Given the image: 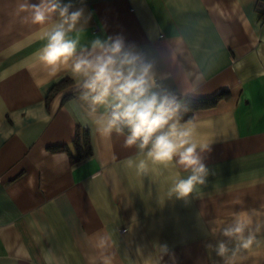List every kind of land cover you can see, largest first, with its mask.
Instances as JSON below:
<instances>
[{
    "label": "crops",
    "instance_id": "obj_1",
    "mask_svg": "<svg viewBox=\"0 0 264 264\" xmlns=\"http://www.w3.org/2000/svg\"><path fill=\"white\" fill-rule=\"evenodd\" d=\"M21 2L0 0V264H46L49 250L54 264H157L163 245L160 264H224L206 245L227 240L210 229L234 213L256 239L233 264H264V0H72L92 14L80 45L123 37L154 59L180 108L217 97L181 121L209 145V175L186 199L168 191L188 172L173 161L138 174L128 134H104L106 110L67 96L79 77L39 60L50 23L33 25ZM85 131L90 154L72 162Z\"/></svg>",
    "mask_w": 264,
    "mask_h": 264
},
{
    "label": "clouds",
    "instance_id": "obj_2",
    "mask_svg": "<svg viewBox=\"0 0 264 264\" xmlns=\"http://www.w3.org/2000/svg\"><path fill=\"white\" fill-rule=\"evenodd\" d=\"M80 4L83 5L84 0H80ZM19 10L30 15L33 25L50 23L43 33L46 43L39 50L38 58L51 67L53 74L68 66L74 78L79 77L76 87L80 99L89 105L92 113L99 108L106 110L103 122L97 120L102 124L100 130L106 135L123 134L128 130L124 146L139 149L135 159H127L129 167L134 166L138 174H147L149 163L167 166L174 161L181 166L189 174L173 181L169 198L186 199L195 192L197 185L205 184L209 170L201 154L209 145L198 144L192 139V129L181 122L180 105L158 82L155 61L148 53L138 51L134 45H126L119 35L106 39L96 37L90 47L80 45V35L92 14L85 17L84 7H75L72 0L67 3L63 0H37L36 3L22 0ZM244 215L247 213H234L231 224L210 229L212 236L219 234L227 238L216 245H206L223 258L224 264H233L236 252L249 249L256 239L249 224L241 220ZM229 243L233 247H229ZM104 244L105 238L100 237L98 246ZM159 249L157 264H160L161 254L167 253V246ZM44 259L46 264H54L55 257L50 250L44 253ZM104 264L110 261L105 259Z\"/></svg>",
    "mask_w": 264,
    "mask_h": 264
},
{
    "label": "trees",
    "instance_id": "obj_3",
    "mask_svg": "<svg viewBox=\"0 0 264 264\" xmlns=\"http://www.w3.org/2000/svg\"><path fill=\"white\" fill-rule=\"evenodd\" d=\"M70 80H64L58 85L55 86V91L62 89L65 85H68ZM80 93L79 90H75L71 93H69L67 96H73L75 94ZM217 100V97L211 98V99H197V98H186L184 100V105L180 108V116L184 120H189L192 118L193 113L195 110L204 108V107H210L215 104ZM128 134V130L125 129V131ZM73 145L77 151V156L75 158H72V162L79 161L83 159L84 157L88 156L90 154V148L88 144V138H87V133L79 134L77 133L76 138L73 142ZM64 149V151L68 152L67 147H61ZM69 153V152H68Z\"/></svg>",
    "mask_w": 264,
    "mask_h": 264
},
{
    "label": "built area",
    "instance_id": "obj_4",
    "mask_svg": "<svg viewBox=\"0 0 264 264\" xmlns=\"http://www.w3.org/2000/svg\"><path fill=\"white\" fill-rule=\"evenodd\" d=\"M173 98H175V96H172Z\"/></svg>",
    "mask_w": 264,
    "mask_h": 264
}]
</instances>
